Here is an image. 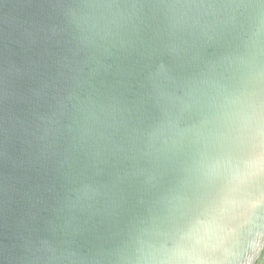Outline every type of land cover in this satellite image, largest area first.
Here are the masks:
<instances>
[{"label": "water", "instance_id": "95a60500", "mask_svg": "<svg viewBox=\"0 0 264 264\" xmlns=\"http://www.w3.org/2000/svg\"><path fill=\"white\" fill-rule=\"evenodd\" d=\"M256 201L264 0H0V264H236Z\"/></svg>", "mask_w": 264, "mask_h": 264}, {"label": "clouds", "instance_id": "9594fccd", "mask_svg": "<svg viewBox=\"0 0 264 264\" xmlns=\"http://www.w3.org/2000/svg\"><path fill=\"white\" fill-rule=\"evenodd\" d=\"M233 219L236 221L234 227L204 235L200 241L204 250L218 255L231 252L236 264L246 251V264H264V257L255 255L257 250L264 249V203L256 201L246 205Z\"/></svg>", "mask_w": 264, "mask_h": 264}, {"label": "rangeland", "instance_id": "374dc122", "mask_svg": "<svg viewBox=\"0 0 264 264\" xmlns=\"http://www.w3.org/2000/svg\"><path fill=\"white\" fill-rule=\"evenodd\" d=\"M260 257H264V249H263V251H262Z\"/></svg>", "mask_w": 264, "mask_h": 264}]
</instances>
